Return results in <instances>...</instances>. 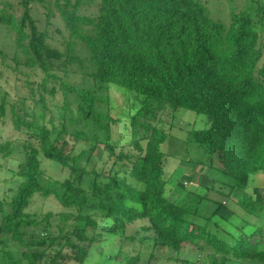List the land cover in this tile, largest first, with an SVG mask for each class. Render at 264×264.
<instances>
[{
    "label": "trees",
    "instance_id": "trees-1",
    "mask_svg": "<svg viewBox=\"0 0 264 264\" xmlns=\"http://www.w3.org/2000/svg\"><path fill=\"white\" fill-rule=\"evenodd\" d=\"M34 2L47 20L55 4L69 34L65 52L47 43ZM0 22L15 41L0 58L24 75L21 106L33 104L20 114L0 90V118L27 135L0 143L1 157L21 154L0 188V264H83L105 232L123 240L135 224L127 239L149 249L124 264H199L201 252L203 264H264V205L259 188L245 190L250 174L264 171L263 0L232 6L228 21L214 19L202 0H0ZM36 69L33 85L28 71ZM110 90L130 97L126 115L113 116ZM57 92L55 114L47 102ZM179 108L208 116L209 126L187 138L219 159L259 223L241 218L234 231L212 229L189 219L206 194L189 191L178 202L164 195L162 116ZM43 159L67 168L65 177L47 174ZM35 195L57 210L31 211Z\"/></svg>",
    "mask_w": 264,
    "mask_h": 264
},
{
    "label": "rangeland",
    "instance_id": "rangeland-1",
    "mask_svg": "<svg viewBox=\"0 0 264 264\" xmlns=\"http://www.w3.org/2000/svg\"><path fill=\"white\" fill-rule=\"evenodd\" d=\"M202 1L205 2L214 19L223 21L229 20V11L232 6H236L240 9L249 2V0ZM48 4L51 11V16L48 20L46 18L47 9L43 8L40 3L34 2L31 6L30 13L36 20L38 27L47 31V43L65 52L66 43L69 40L68 31L64 28L63 21L59 16L55 4L49 2ZM79 12L93 14L94 7H81ZM75 49L79 56L82 57L85 55V53L81 51V45H77ZM0 50L5 52L7 54L5 56L8 57L12 55L15 50L13 31L1 22ZM76 65V63L72 64L70 68L72 69L76 67ZM28 72L30 74L29 79L32 80V84L34 85V82L40 79L41 72L39 69ZM23 77L24 75L19 73V69L15 72L13 69L11 70L9 67H5L0 58V90L7 91L10 101H16L20 114H23L25 111L31 112L33 109L30 98L24 100L26 105L21 106L20 103L23 96L27 94V90L23 86ZM109 94L111 96V104L113 105V116L120 117L126 115L128 105L131 101V99H129L130 97L119 90H110ZM61 101L62 95L60 92H57L54 98L51 97L48 99L47 103L52 107L55 114V108L59 106ZM34 110L37 109L35 108ZM6 116L7 117L0 118V143L11 140L13 143L15 142L18 144L20 141L27 139V135L24 132L14 129L11 117L8 115ZM162 118L163 121L161 125H163L166 131V138L161 143L160 147L163 154L164 195L170 200L178 202L184 194L189 191L201 195L206 194V197L202 199L195 211L190 214L189 219L195 223H206L207 226L212 229H214V226H219L220 231H234L237 228L234 224L238 223L241 218H246L249 222L259 223V217L247 215L242 204L238 203V200L242 196L238 194L237 191L232 190L234 187V179L230 175L224 174L217 169V167L220 166L219 159L214 155H212L210 159V154L205 147L187 138L190 130L205 129L209 126L210 121L208 116L204 113L179 108L175 111L167 109ZM39 121L38 119V122ZM117 135L119 134H116L115 137H117ZM121 140L122 137H120V141ZM20 160L21 154L18 152L5 158L0 156V188L5 184L3 180L8 179L11 175L9 169H17V164ZM99 164L100 162H97L95 166L97 167ZM42 167L47 174L58 179L65 177L68 171L67 168L61 169L62 167L59 163L50 159H43ZM254 187L259 188L260 197L262 199L261 203L264 205V171H257L250 174L245 190L251 193ZM46 208L57 210L55 201L48 199L44 200L40 196L35 195L30 210L37 211ZM137 228H139V226L135 224L133 228L131 227L127 230L126 238L124 237L123 240L119 239L121 237L120 234L105 232L100 240L90 247L88 256L83 264H124L130 253L138 251L140 254L145 255L146 250L149 249V245L146 246L147 242L141 244V241L136 239V241L132 243V241L127 239V236L131 235ZM143 234L144 233L140 231L136 236L139 237ZM194 255L195 253L192 252L188 255V258L193 260ZM199 257L197 263L203 264L202 262H205L206 259V252H201ZM232 264L245 263L235 261Z\"/></svg>",
    "mask_w": 264,
    "mask_h": 264
}]
</instances>
